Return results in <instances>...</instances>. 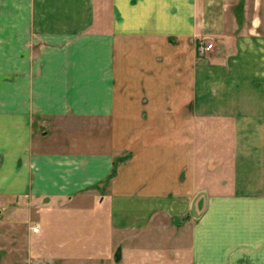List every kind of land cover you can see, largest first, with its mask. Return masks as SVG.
Segmentation results:
<instances>
[{
    "label": "crops",
    "instance_id": "crops-1",
    "mask_svg": "<svg viewBox=\"0 0 264 264\" xmlns=\"http://www.w3.org/2000/svg\"><path fill=\"white\" fill-rule=\"evenodd\" d=\"M0 78V196L100 264H264V0H0Z\"/></svg>",
    "mask_w": 264,
    "mask_h": 264
},
{
    "label": "rangeland",
    "instance_id": "rangeland-1",
    "mask_svg": "<svg viewBox=\"0 0 264 264\" xmlns=\"http://www.w3.org/2000/svg\"><path fill=\"white\" fill-rule=\"evenodd\" d=\"M6 83V79L0 78V104L15 98L6 93ZM48 129L45 125L36 123L32 127L33 136ZM210 145L209 143L201 144V164L213 151ZM128 155L129 153H124L114 158L111 171L113 168L116 170L118 163ZM1 158L0 151V160ZM202 169L201 166L200 170ZM210 172L216 173V170L213 169ZM109 174L103 185L109 181ZM209 177L207 169L201 172L203 181ZM86 217L87 215L80 207L73 205L54 207L47 199L35 198L25 192L8 196L7 199L5 196H0V264H100V254H87V247L76 241L77 237L84 236L82 229L85 224L83 220ZM34 225L39 226V232L32 231ZM55 227L68 232L61 234L62 237L69 236L67 243L70 241V244L68 243L69 249L66 252L69 251L70 254H63L64 248L50 245V235Z\"/></svg>",
    "mask_w": 264,
    "mask_h": 264
},
{
    "label": "built area",
    "instance_id": "built-area-1",
    "mask_svg": "<svg viewBox=\"0 0 264 264\" xmlns=\"http://www.w3.org/2000/svg\"><path fill=\"white\" fill-rule=\"evenodd\" d=\"M212 48V42H210L206 37H199L195 42V49L198 55L206 54ZM33 232L39 231V226L34 225L32 227Z\"/></svg>",
    "mask_w": 264,
    "mask_h": 264
},
{
    "label": "trees",
    "instance_id": "trees-1",
    "mask_svg": "<svg viewBox=\"0 0 264 264\" xmlns=\"http://www.w3.org/2000/svg\"><path fill=\"white\" fill-rule=\"evenodd\" d=\"M115 172V169L113 168L112 171L110 172L109 176L113 175Z\"/></svg>",
    "mask_w": 264,
    "mask_h": 264
}]
</instances>
